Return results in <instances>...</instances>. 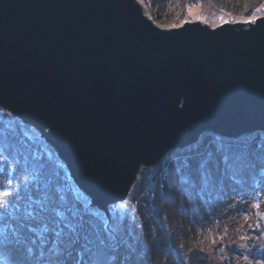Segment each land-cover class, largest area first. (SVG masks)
Listing matches in <instances>:
<instances>
[{
	"label": "water",
	"instance_id": "obj_1",
	"mask_svg": "<svg viewBox=\"0 0 264 264\" xmlns=\"http://www.w3.org/2000/svg\"><path fill=\"white\" fill-rule=\"evenodd\" d=\"M182 22L160 27L139 0H0V108L107 225L167 153L264 135V10Z\"/></svg>",
	"mask_w": 264,
	"mask_h": 264
},
{
	"label": "trees",
	"instance_id": "obj_2",
	"mask_svg": "<svg viewBox=\"0 0 264 264\" xmlns=\"http://www.w3.org/2000/svg\"><path fill=\"white\" fill-rule=\"evenodd\" d=\"M148 1L155 19L168 23L183 18L186 5L192 0ZM203 1L213 3L221 12L250 16L264 0ZM0 153L6 161L0 162V185L11 179V190L19 188L23 192L26 177L31 179L33 165L39 162L44 166L39 194L55 188L59 196L79 205L83 212L82 204L73 195L65 173L56 162L21 131L1 120ZM225 156L229 157L227 163ZM209 157L211 177L205 181L201 179L199 165ZM17 164L24 169L23 174L16 171ZM31 183L35 191L36 182ZM257 198L261 201L258 210L251 207ZM23 204L20 200L18 211L7 218L4 229L7 239L0 236L4 250L0 264L5 259L40 264L35 248L34 254L27 252V248L33 247L31 239L37 238L30 239L24 231H11L16 228ZM131 210L116 227L117 242L111 239L121 261L124 256L130 257L126 264H257L258 261L264 264V235H261L264 233V138L233 142L208 135L194 150L169 154L153 177L140 181ZM257 211L262 215L257 216ZM245 215H249L248 220L244 219ZM89 217L102 225L93 215ZM4 223L0 221V227Z\"/></svg>",
	"mask_w": 264,
	"mask_h": 264
},
{
	"label": "snow or ice",
	"instance_id": "obj_3",
	"mask_svg": "<svg viewBox=\"0 0 264 264\" xmlns=\"http://www.w3.org/2000/svg\"><path fill=\"white\" fill-rule=\"evenodd\" d=\"M194 6L187 5L189 16L193 15ZM185 23L182 22L178 27H184ZM4 114L5 110L0 108V115ZM224 160L227 163L229 157L225 156ZM0 162H6L3 153H0ZM209 163L210 157L199 165L201 179L205 181L211 177ZM43 169L44 166L39 162L33 165L34 174L31 179L26 177L23 192L19 188L15 191L11 190V179L6 185H0V221H5L0 227V236L7 239L4 231L7 227V218L12 217L13 213L18 211L19 201L23 200V212L16 228L11 231L13 233L24 231L29 234L30 239L32 236L37 238L31 239L33 247L27 248V252L32 255L35 248L37 250L36 259L40 264H116V262L126 264L130 257L124 256L123 260H120V253L116 245L111 242L112 231L106 224H96L88 213L80 211L79 205H72L66 201L65 197L59 196L55 188H52L51 192L45 191L43 195L39 194V183L44 177ZM16 171L20 174L24 173V169L19 164L16 166ZM32 181L36 182L35 191L32 190ZM33 197L36 198L33 199ZM260 206L261 201L258 198L251 205L257 210ZM261 215L257 211V216ZM13 219L16 218L13 217ZM244 219L248 220L249 215H245ZM249 227L252 228L253 225ZM105 233L108 234L105 235ZM212 242L215 243V238ZM17 243L21 241L17 239ZM220 251L223 252V247ZM257 264L260 262L258 261Z\"/></svg>",
	"mask_w": 264,
	"mask_h": 264
},
{
	"label": "rangeland",
	"instance_id": "obj_4",
	"mask_svg": "<svg viewBox=\"0 0 264 264\" xmlns=\"http://www.w3.org/2000/svg\"><path fill=\"white\" fill-rule=\"evenodd\" d=\"M147 7L149 8V11H150V16L154 19V21L159 24V25H162V26H169V25H178L181 21L183 20H191L197 16H203V17H211V18H221V19H226V20H230V19H246V18H251V17H255V16H259L262 14V11L264 10V1L261 2L259 5H257L253 11H252V14L250 16H244V15H235L231 12H221V11H218L215 9L214 7V4L213 3H210L209 1H201V0H192L191 2H189L187 5H195L193 7V15L192 16H189L188 15V12H187V5H186V8H185V14L183 15V18H181L179 21H170L168 23H160L158 22L154 15H153V10L151 9V5L149 3L148 0H144ZM256 9H260V11H256ZM0 120L3 121L6 125H9L11 124L13 126V128H16L19 130V127L16 125L15 123V120L14 119H4L2 115H0ZM7 121V122H6ZM24 134V133H23ZM34 142V141H33ZM36 143V142H34ZM40 148L45 151L48 155H50L48 153V151L44 148H42L40 146ZM50 151V150H49ZM51 153V151H50ZM173 154V153H171ZM165 164V163H164ZM163 164V165H164ZM158 170L155 171V174ZM153 174L152 177L155 175ZM151 177V176H149ZM70 184V182H69ZM71 186V185H70ZM72 187V186H71ZM74 188L72 187V193L74 194V196L76 198H79L78 200L80 201V203L82 205H84V201L78 196L76 195L77 193H74ZM257 194V192L255 193ZM249 198H251V196H249ZM131 201L130 203L127 204V210H126V213L125 215L122 217V218H119L118 216H116V213H119V212H123V210H125V205H123V207L121 206H117L115 209H114V213H112L111 215V219H112V225L110 226V228H108L110 231H112V238L113 240H115V233H116V227L120 224L123 223V221L131 214L132 210H131ZM86 212L88 214H93L92 211H88L86 209ZM90 212V213H89ZM94 215V214H93ZM108 234V233H106ZM1 238H0V255H4V250H3V247L1 245ZM4 264H22L21 261H10V260H7L5 259L4 260Z\"/></svg>",
	"mask_w": 264,
	"mask_h": 264
},
{
	"label": "bare ground",
	"instance_id": "obj_5",
	"mask_svg": "<svg viewBox=\"0 0 264 264\" xmlns=\"http://www.w3.org/2000/svg\"><path fill=\"white\" fill-rule=\"evenodd\" d=\"M142 4H143V8H144V11H145V14L148 15L150 17V11H149V8L147 7L146 3L144 0H139ZM257 17V16H256ZM253 18L254 17H251V18H246V19H230V20H226V19H221V18H211V17H203V16H197L191 20H183L184 22L185 21H199L203 24H206L210 27H215V26H218L220 25L222 22H225V21H229L231 23H243L245 21H253ZM182 22V21H181ZM160 27H164V28H170V27H174V25H169V26H162V25H159ZM7 114H4L3 116L8 119V117L6 116ZM9 118L11 119H14L15 120V123L16 125L23 131V133L29 138L31 139L32 141L34 142H37L39 143L42 148L46 149L48 151V153L54 157L53 153L49 151V149L47 147H45V145L43 144V142L39 141L37 139V136L35 134V132L33 130H31V128L27 125H22L18 119L12 117V116H9ZM204 138V137H203ZM203 138L201 139L200 143L202 142ZM199 143V144H200ZM195 147H190L186 150L183 151L184 152H188V151H191V150H194ZM170 153H167L166 156L164 157V159L160 160L156 165L154 166H151V167H148V168H141L140 171L138 172V175H137V179L140 180V179H143L145 177H149V176H152L153 174H155V171L158 170L162 165L163 163L166 161L167 159V156L169 155ZM77 195L84 201V204L85 206H87V200L84 198V196H82L81 194H78ZM131 194L127 197L126 201H125V210H123V212H119V213H116V216H118L119 218H122L125 213H126V210H127V204L130 203L131 201ZM114 207H109V211H110V214L112 215V213H114ZM88 211H92V213L97 217L99 218L103 224H106V219L104 218V216L97 212L95 209H87ZM112 225V219L110 221V224L107 225L108 228H110V226Z\"/></svg>",
	"mask_w": 264,
	"mask_h": 264
}]
</instances>
